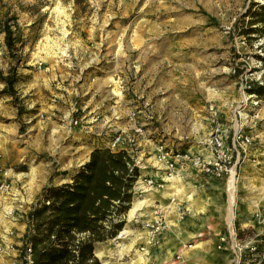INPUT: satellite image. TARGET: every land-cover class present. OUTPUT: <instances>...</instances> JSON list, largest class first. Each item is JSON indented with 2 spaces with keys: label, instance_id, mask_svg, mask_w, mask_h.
I'll return each instance as SVG.
<instances>
[{
  "label": "rangeland",
  "instance_id": "374dc122",
  "mask_svg": "<svg viewBox=\"0 0 264 264\" xmlns=\"http://www.w3.org/2000/svg\"><path fill=\"white\" fill-rule=\"evenodd\" d=\"M249 1L0 0V20L21 40L0 47V72L19 78L15 102L0 93V263L18 254L40 174L83 160L85 135L102 134L120 135L154 185L125 213L126 232L96 245L100 264H264V96L244 88L261 72L260 41L245 42L234 26ZM215 129L234 144L232 172L195 189L199 201L213 198L199 212L182 173H202L159 172L151 156L159 143L206 153ZM172 182L177 189H163ZM171 213L183 220L167 225ZM153 220L159 229L149 234Z\"/></svg>",
  "mask_w": 264,
  "mask_h": 264
},
{
  "label": "trees",
  "instance_id": "16d2710c",
  "mask_svg": "<svg viewBox=\"0 0 264 264\" xmlns=\"http://www.w3.org/2000/svg\"><path fill=\"white\" fill-rule=\"evenodd\" d=\"M70 1L75 7L86 5V0ZM234 26L245 42L260 41L256 46L260 53L255 55L260 63V78L244 87L247 94L260 98L264 96V0H250ZM16 29L10 19L0 20L7 51L21 42ZM18 80L14 68L5 75L0 72V93L14 102L18 98ZM66 173L61 171L60 175ZM138 174L139 169L126 150L94 144L87 160L73 169L68 181L45 185L36 194L17 248L21 264H25L26 253L30 264H100L96 244L115 237L123 229L125 213L139 198L132 188ZM233 229L240 237L236 224Z\"/></svg>",
  "mask_w": 264,
  "mask_h": 264
},
{
  "label": "built area",
  "instance_id": "2783aa9c",
  "mask_svg": "<svg viewBox=\"0 0 264 264\" xmlns=\"http://www.w3.org/2000/svg\"><path fill=\"white\" fill-rule=\"evenodd\" d=\"M260 65L259 61H257ZM260 78V74L254 78V81H258ZM134 116L133 113H131V117ZM73 123H75V120H73ZM141 127L140 124L137 126H134L132 128L133 134H140ZM214 131V132H213ZM207 138L204 139L202 142L205 147L208 149V152H189L186 149V146H178L174 148H165L161 143L154 145L153 149L154 152H152L151 156V166L154 170H157L159 172H172L176 166L182 167L187 166L189 169H192L194 171H198L205 176H211V177H222V176H230L231 175V168L227 165L230 162L231 153L234 150V144H231V147L225 146V138H223L220 135V131L218 129L213 130ZM123 141V138L120 137V135H116L115 137L109 139L106 141L105 145L108 146L110 149H114L115 146L119 145L120 141ZM126 141H131L132 139H127ZM241 141L243 143H247L249 139L246 136H243ZM121 149L126 150L125 146H122ZM131 158L133 159L134 164L139 169V174L134 180L133 183V191L137 193L139 196L151 188L154 185V181L151 175H147L146 173H143L141 170L145 168L143 165H139L138 161L134 159L133 155H131L129 152H127ZM148 228L149 234H153L157 232L159 229V224L156 220H153L152 223H146L145 224ZM118 235V234H117ZM221 239H223L221 237ZM256 246V245H255ZM255 246H246L244 247V253H252L255 250ZM4 251V244L0 241V254ZM28 251V249H27ZM256 256L254 259L256 260ZM260 260H257V263ZM8 264H21V260L17 256L14 260H12ZM25 264H30V258L28 253L25 255Z\"/></svg>",
  "mask_w": 264,
  "mask_h": 264
},
{
  "label": "crops",
  "instance_id": "0c3cea01",
  "mask_svg": "<svg viewBox=\"0 0 264 264\" xmlns=\"http://www.w3.org/2000/svg\"><path fill=\"white\" fill-rule=\"evenodd\" d=\"M3 33H0V47L2 49H5V45H4V41H3ZM108 139H104V136L102 134H98L97 136H93V135H85V140H82L81 142V145L87 147V152L85 153V156H84V159L77 162V163H74L73 165L71 166H68V167H65L63 166L62 164L60 165V167H57L56 169L53 170V172L50 173V175L48 174L49 173V169H44V173H41V185H40V188H42L43 186L45 185H49V184H52V185H56V184H59L61 182H64V181H68L69 180V176L72 174L73 172V169L77 166H79L80 164H82L84 161L87 160L88 158V155H89V152L92 150L93 148V145L94 144H104L106 143ZM122 146H118V147H115L114 150H117V149H121ZM67 171V173L65 175H60V172L61 171ZM179 170H181L180 168L176 169V171L179 172ZM175 171V172H176ZM183 174V182L187 188L186 192H185V195H186V200L191 203V205L194 207L195 210H198L200 212V210L204 211L208 206H209V202H212L213 198L211 197H206L204 199V201H199V198L202 197V196H194V191L196 188L198 187H205L206 184L208 182H210L209 180H212V178L208 177V176H205L203 174H197V173H192L190 171H185L182 173ZM49 175V176H48ZM170 179H173V178H177V176H170L169 177ZM167 178V179H169ZM176 186H178V183L177 182H172V183H169V184H166V186H164L163 189H166L168 188L169 190H172V189H177ZM217 189L216 185L213 186ZM167 189V190H168ZM230 190V189H229ZM154 193L158 194V195H161L162 196V199L164 198L163 196H170L171 194H173V192H163V194H159L160 192L157 191V189H154ZM141 196V195H140ZM139 196V198H141ZM165 196V197H166ZM138 202L139 199H137ZM154 202V200H153ZM201 203H204V205L202 204L200 206ZM132 204V203H131ZM134 204V203H133ZM132 204V205H133ZM144 205H148V203H145ZM133 208V206H132ZM132 208L130 209V211L132 210ZM136 209H140V206H137V208H135L133 211L135 212ZM143 209V208H141ZM140 209V210H141ZM130 211H129V214H130ZM149 212L150 210H148L146 213L147 215H149ZM137 214H141L140 212H138ZM173 215V216H172ZM172 216V217H170ZM132 217V216H131ZM229 218H231V214H229ZM185 219V218H184ZM245 220H242L241 221L243 222L242 224L243 225H249V222H246V218H244ZM183 219L181 220H178L176 217H175V213H171V215H169V218L166 219V223L167 225H174L176 221H182ZM231 225V223H230ZM230 225L228 224V226L230 227ZM237 225V224H236ZM126 227H127V224L124 225L123 229L119 232L120 235H122L123 233L126 232ZM173 226H171V229H172ZM139 233H142L140 235L144 236L146 235V231L140 229L138 230ZM144 238H146L144 236ZM0 264H5V263H0Z\"/></svg>",
  "mask_w": 264,
  "mask_h": 264
},
{
  "label": "water",
  "instance_id": "95a60500",
  "mask_svg": "<svg viewBox=\"0 0 264 264\" xmlns=\"http://www.w3.org/2000/svg\"><path fill=\"white\" fill-rule=\"evenodd\" d=\"M118 237V236H117ZM99 244V243H98ZM98 244H96V245H98Z\"/></svg>",
  "mask_w": 264,
  "mask_h": 264
}]
</instances>
